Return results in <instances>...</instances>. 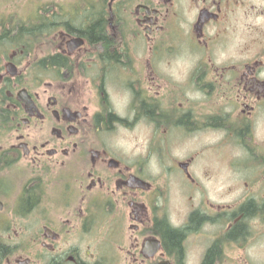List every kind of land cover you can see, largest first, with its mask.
<instances>
[{"label": "flooded vegetation", "instance_id": "af4514ba", "mask_svg": "<svg viewBox=\"0 0 264 264\" xmlns=\"http://www.w3.org/2000/svg\"><path fill=\"white\" fill-rule=\"evenodd\" d=\"M10 2L0 264H264V0Z\"/></svg>", "mask_w": 264, "mask_h": 264}, {"label": "rangeland", "instance_id": "374dc122", "mask_svg": "<svg viewBox=\"0 0 264 264\" xmlns=\"http://www.w3.org/2000/svg\"><path fill=\"white\" fill-rule=\"evenodd\" d=\"M40 0H11V6L15 7V9L21 13V18L26 20L28 18H30L31 16H33L34 14L33 9L35 6L39 5ZM46 2V0H43V3ZM12 10V8H11ZM17 19L20 20L19 14H17ZM159 136L155 137V139H157ZM154 139V140H155ZM134 144H137L138 146V151L141 152L147 145L148 143L146 142L145 139V135L144 132L142 130H138L135 138L131 137V135H127L126 133L122 134V146L124 149H129L132 148V146ZM165 146H161V147H165V150L168 149V147L170 146V153L169 155L171 156L170 158L172 159H181V157L184 155L185 150L193 148V143H189L187 145H184L183 143L176 142V141H171L170 145H168V143H164ZM159 145L158 141H156L155 147H157ZM160 148V147H159ZM162 154H164V150L162 151ZM154 160L160 165H168L169 161L171 159L166 158L165 156H159L156 155L154 157ZM182 160V159H181ZM179 160V161H181ZM156 167V165L154 166ZM156 171V169H155ZM154 171V172H155ZM155 177H158V174H155ZM175 187V185H174ZM176 188V187H175ZM179 197L176 196V199H178ZM261 253L255 252V251H251L250 252V259L254 262H260L261 260ZM227 264V263H225Z\"/></svg>", "mask_w": 264, "mask_h": 264}, {"label": "trees", "instance_id": "16d2710c", "mask_svg": "<svg viewBox=\"0 0 264 264\" xmlns=\"http://www.w3.org/2000/svg\"><path fill=\"white\" fill-rule=\"evenodd\" d=\"M28 31H31V30H28ZM44 32H47V31L44 30ZM87 32L89 33V35L91 37H93V36H96L97 33H99V30H94V29L92 30L91 29V30H89ZM168 240H169L168 242L170 243V245H172L173 247L177 246L178 238L176 239V237L170 236V238ZM211 258H212V255L211 254L208 255V257L206 258V260H205V262L203 264H211Z\"/></svg>", "mask_w": 264, "mask_h": 264}]
</instances>
